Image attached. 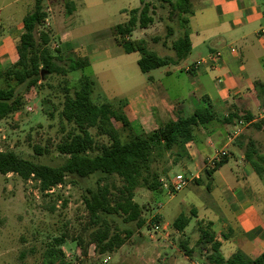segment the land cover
<instances>
[{
    "label": "crops",
    "instance_id": "crops-1",
    "mask_svg": "<svg viewBox=\"0 0 264 264\" xmlns=\"http://www.w3.org/2000/svg\"><path fill=\"white\" fill-rule=\"evenodd\" d=\"M57 1V13H52L51 6H46L44 21L50 26L49 33L56 42L54 46L69 48L70 56L87 58L89 66L86 69L100 67L104 63L128 61L129 58L137 64L138 53L125 54L112 35V28L125 23L129 12L141 7L140 0ZM188 2L191 10L187 25L191 44L188 56L193 52V58L187 61V56L177 65L163 66L165 69L157 78L149 75L151 71L141 73L143 76L129 88L124 107L121 103H103L99 98L93 101L95 91H92L91 100L97 105L112 106L113 114H123L128 122L133 121L132 128L138 133H147L165 124L175 108L181 109L184 115H190L196 103H208L215 111L216 120L202 129L203 141L191 142L187 149L191 150L193 146L198 149L203 145L208 150L205 155L208 159L212 155L208 144L212 143L227 149L228 157L211 176L204 174L208 180L215 181L213 187L206 186V191L208 195L216 193V199L209 196V202L201 204L199 210L188 209L190 214L185 216H191L190 223L195 220L196 224L189 227V223L181 233L175 231V237L183 238L186 247L192 250L189 256L166 242L169 236L166 229L180 214L171 222L169 216L176 214L180 202L169 206L164 214L157 213L164 229L165 245L183 257V261L175 257H166V260L168 264H203L207 250H195L193 247L201 230L206 227L213 240L220 244L219 251L224 260L237 252L256 260L264 255V163L258 162L257 169H254L245 155L255 152L264 159V152L260 151L264 137L259 135L264 132V121H260L264 119V36L258 35L259 29L264 27V0ZM74 17L86 25H68V19ZM21 33L22 23L8 29L0 38L2 58L11 54L12 48L17 54ZM102 33L109 36L104 45L99 41L104 35ZM89 39L95 42L90 45ZM217 52L219 56L213 58V64L201 63ZM179 74L184 77L180 78ZM229 114H235L236 119L232 123H224L223 119ZM249 116L253 119L248 120ZM196 152L200 155L199 149ZM229 159L234 161L235 167H227L222 172ZM191 212H194V217ZM158 258L163 259L162 256Z\"/></svg>",
    "mask_w": 264,
    "mask_h": 264
},
{
    "label": "rangeland",
    "instance_id": "rangeland-1",
    "mask_svg": "<svg viewBox=\"0 0 264 264\" xmlns=\"http://www.w3.org/2000/svg\"><path fill=\"white\" fill-rule=\"evenodd\" d=\"M148 1L152 2L156 8L154 22L143 32L137 29L132 37L145 40L147 49L159 57L172 56L171 44L179 36L180 31L178 23L175 18H169V7H161L155 0ZM58 3L57 0L44 1L45 6H51L52 13H57L55 5L59 6ZM33 5L34 0H0V38L6 35L8 29L21 24L23 17L33 10ZM72 24L86 25L84 21L80 23L75 17L68 19V25ZM169 28L172 30L171 36L168 35ZM49 29L50 26L46 23L40 27V31L49 34V48L53 56L63 58L62 60L65 61L66 56L71 55L70 49L54 46L56 42L51 37ZM102 34L104 35L99 41L104 45L109 36L106 33ZM154 38L158 41L154 42ZM93 42H95L94 39L88 40L90 45ZM13 49L11 54L3 58L0 56V87L13 88L16 93L24 97L25 106L21 111L0 120V152L11 151L19 157L44 165L59 166L63 162L64 157L57 153L56 145L72 128V125L61 116L64 87L71 88L70 84L76 83L81 75H87L94 83L93 101L99 98L103 103L110 105L121 103L124 107L123 103L129 88L143 76L136 62L129 58L128 61L104 63L100 67L93 66L83 72L68 73L64 77L57 74H45L46 79L41 81V85L27 89L14 79L4 78V72L10 70L18 58ZM193 54L192 52V57L188 56L187 61L193 58ZM63 61L56 59L55 62L62 66ZM164 69L163 67L153 70L149 75L157 78ZM179 75L180 78L184 77L183 74ZM69 93L71 94L72 90ZM132 123L133 121L129 122L131 128ZM132 129L138 133L134 128ZM89 131L96 142L108 141L106 136H96L94 129ZM199 132L200 136H204L201 133L202 129ZM259 135L264 137V132ZM211 144H208L210 153H212ZM187 145V157L176 159L172 154L167 153L154 164V168L161 173L160 182L166 183L176 173H180L189 180L186 187L171 197H168L164 191L156 194L144 187L136 188L133 200L141 208V217L145 220V225L138 230L135 223H123L121 217L104 218L110 235L119 234L122 237L126 230H130L132 236L118 251L103 256L95 253L90 238L93 232L104 226L89 223L88 213L83 203L86 189L95 187L97 177L89 179L68 177L64 185L41 193L38 183L34 180L25 182L13 174L0 175V264H46V252L57 249L53 239L61 236L64 239L61 250L68 264H168L166 257H175L183 261L182 255L165 245L162 232L164 229L157 213L164 214L170 208L169 206H175L180 202L181 206L177 208L176 214L169 216L171 222L176 215H189L190 208L199 210L201 204L209 202V196L213 199L217 197L216 193L208 195L206 191L207 185L213 187L215 184V181L208 180L204 175L207 162L205 155L208 150L203 145H199L200 155H198L196 146L190 150L187 149ZM36 147L42 149L43 154L38 155L35 152ZM225 150L228 154V150ZM260 151L264 152V146L260 148ZM227 167H235L232 159H229L228 165L222 172ZM196 175L199 176L202 185L194 183L197 179ZM114 182L116 186L120 185L117 179ZM112 192H114L113 189ZM235 194L238 195V192L235 191ZM155 218L158 219L157 222ZM158 223L160 224L158 233L149 231L153 224ZM195 224L193 220L189 227ZM171 225L172 223L166 229L169 233L166 242L180 250L179 243L184 242V239L175 237V230ZM194 241L191 244H194ZM137 246L138 249H136ZM79 247L84 248L85 256L80 255ZM193 248L201 250L198 241ZM159 256L163 259H159ZM104 260L107 262L103 263Z\"/></svg>",
    "mask_w": 264,
    "mask_h": 264
},
{
    "label": "trees",
    "instance_id": "trees-1",
    "mask_svg": "<svg viewBox=\"0 0 264 264\" xmlns=\"http://www.w3.org/2000/svg\"><path fill=\"white\" fill-rule=\"evenodd\" d=\"M44 1L34 0L33 10L23 18L22 33L16 48L17 61L10 70L4 72V78L14 79L27 89L41 85V81L46 79L45 74L64 77L68 73L83 72L89 66L85 57L69 55L63 61V58L53 56L49 48V34L40 31L47 17ZM155 1L161 7H169V18H175L180 29L179 36L171 44L173 56L161 58L147 49L145 40L131 39L134 31L147 29L154 22L156 8L148 0H140L141 7L131 10L125 23L112 28V35L125 54L138 53L137 66L142 74L167 64L177 65L186 59L191 50L187 28L191 15L188 0ZM168 35H172L170 28ZM157 41L154 38V42ZM56 59L64 62L62 66L55 62ZM93 86L91 78L81 75L76 83L70 84L71 88L64 87L61 116L72 128L56 145L57 153L64 157L59 166L40 164L11 151L0 152V175L13 174L25 182L34 180L41 193L64 185L68 177H97L95 187L86 189L83 203L89 223L104 226L93 232L90 238L95 253L103 256L118 251L132 236L130 230H126L122 237L119 234L110 235L104 218L121 217L123 223H135L138 230L143 228L145 220L141 217V208L133 200L135 189L144 187L156 194L164 191L160 182L161 173L154 168V164L167 153L176 159L187 157L186 145L203 141L204 136H200L199 131L211 125L216 120V114L208 103H196L190 115H184L181 109L175 108L165 124L157 126L150 133H136L123 114H113L112 106L93 103ZM24 106V97L13 88L0 87V120L21 111ZM235 117V114H229L223 122L232 123ZM252 119V116L248 117V120ZM90 129L96 131V136H106L108 141L96 142ZM35 152L43 154L39 147L35 148ZM226 159H222L214 169H205L206 176H211L222 167ZM245 159L254 169H257L258 162L264 163V159L255 152L246 154ZM115 179L119 181V186L115 185ZM194 182L199 184V178ZM191 215L194 217V212ZM154 220L157 222L158 219ZM190 221L191 216L180 214L171 226L181 233ZM53 243L57 249L46 252V264H68L61 250L63 237L54 238ZM198 246L207 250L203 264H264V255L251 260L240 252L224 260L219 251L220 244L213 240L208 227L201 230ZM179 248L186 256L192 252L184 242L179 243ZM79 249L80 255L85 256L84 248Z\"/></svg>",
    "mask_w": 264,
    "mask_h": 264
},
{
    "label": "built area",
    "instance_id": "built-area-1",
    "mask_svg": "<svg viewBox=\"0 0 264 264\" xmlns=\"http://www.w3.org/2000/svg\"><path fill=\"white\" fill-rule=\"evenodd\" d=\"M258 35L264 36V27L260 28L258 31ZM219 56V53H215L213 56H209L206 59H203L201 63H212L213 64V58H216ZM264 113V111H263ZM210 147L212 148V155L210 158L207 159L206 162V169H214L216 165L224 158L227 157V151L222 148H218L215 145L211 144ZM189 180L183 175V174H175L174 176L169 179L168 182L165 183V181L161 182L164 192L168 197L173 196L174 193L184 189L186 185L188 184ZM149 231H152L154 234L158 233L160 231V224H153ZM107 261L104 260L103 263H106Z\"/></svg>",
    "mask_w": 264,
    "mask_h": 264
},
{
    "label": "water",
    "instance_id": "water-1",
    "mask_svg": "<svg viewBox=\"0 0 264 264\" xmlns=\"http://www.w3.org/2000/svg\"><path fill=\"white\" fill-rule=\"evenodd\" d=\"M41 75H42V73H41Z\"/></svg>",
    "mask_w": 264,
    "mask_h": 264
}]
</instances>
